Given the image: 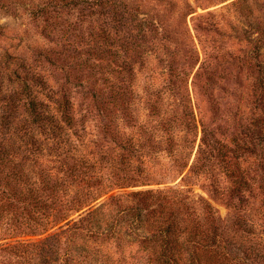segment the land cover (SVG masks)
Instances as JSON below:
<instances>
[{
  "label": "rangeland",
  "instance_id": "obj_1",
  "mask_svg": "<svg viewBox=\"0 0 264 264\" xmlns=\"http://www.w3.org/2000/svg\"><path fill=\"white\" fill-rule=\"evenodd\" d=\"M127 86L134 95L124 103L133 101L135 116L151 131L157 116L148 106L157 102L174 121L170 133L178 143L195 140L190 165L204 128L209 140L215 134L250 142L256 153H243L247 186L231 190L219 171L184 183L163 150L143 158L145 181L97 201L103 208L85 220L94 235L64 221L45 235L19 236L33 224L28 193L40 170L34 163L60 172L51 153L62 150L22 105L36 96L53 116L68 101L77 118L85 117L81 140L64 130L75 144L71 154L79 160L109 153L120 162L103 126L113 121L132 134L113 112V89ZM263 133L264 0H0V159L8 160L0 170V246L56 233L60 239L59 247L48 242L45 263L0 250L2 264H158L167 242L182 264H264V151L257 147ZM163 134L155 130L157 138ZM109 165L103 163L102 175L113 180L118 171ZM72 219L81 227L78 215ZM162 228L169 232L158 233Z\"/></svg>",
  "mask_w": 264,
  "mask_h": 264
},
{
  "label": "trees",
  "instance_id": "obj_2",
  "mask_svg": "<svg viewBox=\"0 0 264 264\" xmlns=\"http://www.w3.org/2000/svg\"><path fill=\"white\" fill-rule=\"evenodd\" d=\"M113 92V97L116 101L113 112H119L124 121L129 123V127L132 130V134L126 137L125 134L117 130L118 126L111 124L113 121L109 124L105 123L103 126L104 134L114 144L112 152L120 155V162L116 161L109 153L106 155L90 153V158L81 156L79 160L71 154L73 152L72 145L74 146L75 144L70 140V136L67 137L68 134H64V130L68 131L73 129L77 139L81 140L82 137H85L84 133L81 134L85 130V117L81 119L77 118L73 106L68 101L64 100L60 102L53 116H50V108L42 102H39L36 96L30 98L29 102H25L22 105L24 113L28 115L32 125L44 128V131L45 129H49L48 131L52 136L53 145H57L56 150H62L59 153H51L56 157L54 158L55 162L60 164V172H57L54 168H49L48 163H38L35 161L34 164L40 170L38 171V178L35 176L34 181L31 182L28 193L29 205L34 217L33 224L30 226L28 232L21 233L19 236H42L64 221H67L66 225L71 230L83 231L81 235H94L95 233L90 231L91 226L88 228L85 220L103 208L104 205H98L97 201L108 195L114 189L124 188L130 185L138 186L135 184L145 181L141 176L145 173V168L141 165L144 163L143 158L150 159L154 154L163 150L167 153L168 158H170L177 176H183L182 181L184 183L187 182V179L201 175L204 178L214 179L212 175L214 172L217 173L219 171L228 179L231 184V190H233L234 185H238L239 187V183L241 182H244L243 184L241 183L242 185L247 186L246 184L249 178H247L246 172L242 170V162H244L243 153L245 151H250L251 154L256 153L253 152L254 150H250V142L244 143L241 146V142L239 143L238 140L232 138L233 140L229 139L227 142V140L219 138L215 134L209 140L204 128L197 155L194 162L190 165L195 140H188L187 137H184L182 143H178L179 140H176V137L170 133L174 121L169 120L166 118V115L162 114V107L159 103L153 102L148 106L150 113L157 116V124L153 126L154 129L151 131L146 123L140 121L135 116L132 110L133 101L128 100L125 103L123 101V97H132L134 95L130 87L127 86L125 89L114 88ZM15 100L17 107L21 98L17 97ZM78 127L80 129H77ZM190 127V122H187L186 128L189 129ZM156 129L164 133L159 138L155 136ZM36 145L34 142L33 146L35 147ZM257 147H260V150L264 151V133L259 137ZM32 155L39 159L38 154L34 153ZM68 160L72 161V163L70 164ZM104 162L110 164L106 167L108 170L118 171V173H115L113 180L102 175ZM7 163L8 160L0 159V170H2V167L5 168ZM187 169V173L183 175ZM120 173L122 176H118ZM252 180L256 183L254 178ZM171 190H159V192L163 194L169 193ZM73 191L74 193H72ZM214 191L217 190L214 189ZM246 191H249L248 187ZM131 209L129 208L124 211ZM74 215H78L81 227L78 226V221H74V219L70 220ZM95 229L100 230L101 228L97 224ZM168 232V228H162L158 231V233L163 235ZM97 234L102 237L105 236L104 232L101 231ZM29 240H25L26 243L17 241L16 243L19 244H15L13 241H10L1 244L0 250L12 259H26L34 255L38 257L40 263H45L48 259L45 257V254L49 255V251L46 252L48 242H53L56 247H59L60 244L58 233L47 235L39 241ZM212 247H219L218 242H214ZM208 249V245L203 244L202 250L209 252ZM213 251L218 252L215 249ZM59 255V253H55V257H59ZM156 255V262L158 264H182L180 262L181 258H178L170 250L169 242L162 244L161 250ZM196 261L198 262L197 258ZM1 262L2 260H0V264H2Z\"/></svg>",
  "mask_w": 264,
  "mask_h": 264
}]
</instances>
